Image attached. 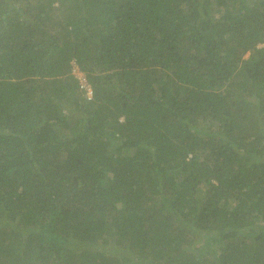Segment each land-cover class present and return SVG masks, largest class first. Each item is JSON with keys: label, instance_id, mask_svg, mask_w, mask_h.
<instances>
[{"label": "trees", "instance_id": "1", "mask_svg": "<svg viewBox=\"0 0 264 264\" xmlns=\"http://www.w3.org/2000/svg\"><path fill=\"white\" fill-rule=\"evenodd\" d=\"M55 1L0 0V264H264V0Z\"/></svg>", "mask_w": 264, "mask_h": 264}, {"label": "rangeland", "instance_id": "2", "mask_svg": "<svg viewBox=\"0 0 264 264\" xmlns=\"http://www.w3.org/2000/svg\"><path fill=\"white\" fill-rule=\"evenodd\" d=\"M5 1H9V6H14L13 11H15V9H17V7L20 6V5H23L25 7L26 6V2L29 1V0H5ZM32 1H35V4L37 5L40 0H32ZM61 5L62 4H61L60 0H56L55 3L53 4L52 13H53V15H54L56 20H59V19L62 20L64 15H65V13L62 11V6ZM49 24L50 23H48L47 25H49ZM48 27H50V25ZM51 28H53L52 32L54 34L60 33L59 32V28H60L59 25L55 24V26H53ZM259 45L260 46H264V42L263 43H259ZM249 55H250V52H247L244 57L247 58V57H249ZM75 69L79 71L78 66H75ZM248 99L251 102L255 101V97L254 96H250ZM64 111L65 112L67 111V105L64 107ZM70 116H72V114H70ZM121 119H123V116L121 117ZM203 238H204V235L199 236L198 241H200ZM208 241H209V243L212 242V240H208ZM207 245H208V242L204 241V246L206 247Z\"/></svg>", "mask_w": 264, "mask_h": 264}, {"label": "built area", "instance_id": "3", "mask_svg": "<svg viewBox=\"0 0 264 264\" xmlns=\"http://www.w3.org/2000/svg\"><path fill=\"white\" fill-rule=\"evenodd\" d=\"M78 76H79L81 88H84L85 94L88 96V98H91L93 95L92 85L89 83V80L87 79V77L84 73H79Z\"/></svg>", "mask_w": 264, "mask_h": 264}, {"label": "clouds", "instance_id": "4", "mask_svg": "<svg viewBox=\"0 0 264 264\" xmlns=\"http://www.w3.org/2000/svg\"><path fill=\"white\" fill-rule=\"evenodd\" d=\"M73 69H72V73L75 75V76H77L78 78H79V73H84L85 75H86V77H87V74H86V72L85 71H83L81 68H80V66L78 65V63H76V61H74L73 60ZM75 66H78V69H79V71L78 70H76L75 69ZM87 79H88V77H87ZM90 83V82H89Z\"/></svg>", "mask_w": 264, "mask_h": 264}]
</instances>
